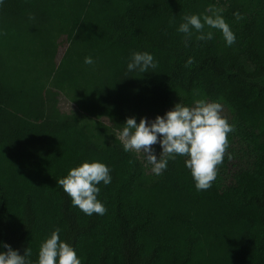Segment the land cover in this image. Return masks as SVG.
<instances>
[{
	"label": "trees",
	"instance_id": "1",
	"mask_svg": "<svg viewBox=\"0 0 264 264\" xmlns=\"http://www.w3.org/2000/svg\"><path fill=\"white\" fill-rule=\"evenodd\" d=\"M210 5L224 9L232 46L217 29L205 28L207 41L177 31ZM134 51L153 54L157 67L128 72ZM5 53L44 64L54 88L19 80ZM72 85L138 123L180 102H220L235 130L212 187L196 190L183 156L157 176L119 139L100 143L61 115L56 87ZM93 160L111 168L112 182L99 185L102 216L73 206L57 183ZM57 227L82 264H264V0L0 3V241L22 255L30 248L35 261Z\"/></svg>",
	"mask_w": 264,
	"mask_h": 264
},
{
	"label": "clouds",
	"instance_id": "2",
	"mask_svg": "<svg viewBox=\"0 0 264 264\" xmlns=\"http://www.w3.org/2000/svg\"><path fill=\"white\" fill-rule=\"evenodd\" d=\"M223 11L222 7L210 5L205 13L185 15L177 31L190 37L194 29L198 33L197 40L207 41L213 39L214 33L205 31V28L217 29L221 31L226 45L232 46L236 35L226 22ZM234 15L237 20L241 19L238 12ZM193 60L189 57L186 65H191ZM84 63L93 65V57H85ZM156 67L154 55L147 51L132 52L127 63L128 72L146 73ZM222 112L223 105L216 101L199 99L192 106L180 102L151 120L141 117L138 123L136 116L127 117L122 129L115 135L122 142L125 152L143 154L151 172L157 176L167 170L169 161H175L178 156L185 157V167L191 172L196 190H207L212 187L218 166L223 163L229 143L228 134L235 130ZM157 144L161 149L159 155L154 147ZM101 182L107 186L112 182V175L111 168L99 160L84 161L57 180L71 198L72 205L88 216H102L107 211L98 199ZM60 233L61 229L55 228L41 243L35 261L31 259L30 248L22 255L10 244L0 241V264H82L74 246L61 239Z\"/></svg>",
	"mask_w": 264,
	"mask_h": 264
},
{
	"label": "rangeland",
	"instance_id": "3",
	"mask_svg": "<svg viewBox=\"0 0 264 264\" xmlns=\"http://www.w3.org/2000/svg\"><path fill=\"white\" fill-rule=\"evenodd\" d=\"M64 49L65 47L61 48L59 58L62 56ZM5 60L19 67L18 79L22 82H38L44 89L54 88L52 75L41 62L27 56L7 53H5ZM56 89L60 92L58 104L61 115L76 117L79 124L89 134L95 136L100 143H104L108 137L116 138L115 133L122 129L126 119L122 118L112 108L100 104L86 86L72 85L56 87ZM157 115L163 114H153L149 117V120L154 119ZM239 129L245 132L249 130V127L242 125ZM154 147L157 155H159L161 151L159 144L154 145ZM138 155L144 160L143 154ZM146 166L149 173H152L151 166L147 164Z\"/></svg>",
	"mask_w": 264,
	"mask_h": 264
}]
</instances>
